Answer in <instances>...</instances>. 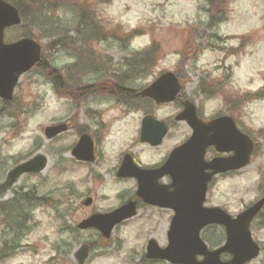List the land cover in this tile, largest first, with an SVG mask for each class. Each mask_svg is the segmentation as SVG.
<instances>
[{
    "label": "rangeland",
    "instance_id": "obj_1",
    "mask_svg": "<svg viewBox=\"0 0 264 264\" xmlns=\"http://www.w3.org/2000/svg\"><path fill=\"white\" fill-rule=\"evenodd\" d=\"M224 3L226 17L214 30L203 29L208 18L204 11L206 4L210 14L218 11L214 0H112L107 4L70 0L68 6L73 8L65 11L68 14L55 13L53 21L39 25V34L33 30L38 29L36 24L31 26L35 37L47 45L53 30L68 31V22L72 29L76 16L80 15L78 8L85 9L82 16L89 14L97 22L94 35L85 44L77 45L75 56L74 49L48 47L44 58L53 67L63 70L71 66L67 71H74L79 55L89 48L91 60L99 66H95L93 73L80 69L85 75L83 85L92 84L89 92L94 89L95 93L89 99L78 100L58 95L44 74L32 70L20 78L10 110L0 115V184L16 163L35 153L44 155L48 161L42 173L20 177L0 198L11 213L5 209L7 222H0V264H78L75 252L83 244L89 247L84 264H168L144 259L149 239L159 247L167 245L169 215L165 211L140 204L137 215L117 226L109 239L101 238L96 230L76 228L91 214L110 212L133 197V182L115 176L122 151L130 149L144 164L156 163L180 144L187 132L185 126L174 123L173 131L160 148L147 151L135 144L144 115L173 119L177 105L154 106L144 101L136 102L134 108L115 105L101 91L105 86L112 88L113 75L117 85L134 89L149 84L161 72L179 73L183 94L200 107L204 118L229 112L253 138L256 151L250 166L235 176L218 179L208 191V206L221 207L235 215L264 194V98L245 104L239 94L255 92L264 85V0H224ZM57 22L60 25H51ZM135 29L138 31L134 37L128 38ZM20 33L16 28L9 30L6 40L14 41ZM210 34H215L218 42L209 39ZM111 37L122 39L126 46L117 47ZM207 40L215 46L203 51ZM241 41L244 47L236 55L228 53L229 49L225 53L219 51L220 44L233 48ZM153 42L156 58L137 76L131 75L126 67L130 61L126 59H131L134 52L146 50ZM222 65L232 69L229 88L204 100L197 91L200 79L207 75L210 80L218 78ZM123 72L134 79L121 82L117 77ZM69 75L70 79L76 76ZM69 75L65 74L67 79ZM213 87L217 90V85ZM62 122L68 123V131L46 140L43 130ZM98 123L105 126L102 141H97L100 145L97 161L76 162L70 152L79 138L78 132L83 129L95 137ZM26 195L41 200L33 204ZM87 198L92 199L90 206L83 205ZM211 230L205 235L210 243H221V232ZM251 232L261 253L250 264H264V210L253 222Z\"/></svg>",
    "mask_w": 264,
    "mask_h": 264
},
{
    "label": "water",
    "instance_id": "obj_2",
    "mask_svg": "<svg viewBox=\"0 0 264 264\" xmlns=\"http://www.w3.org/2000/svg\"><path fill=\"white\" fill-rule=\"evenodd\" d=\"M19 23L17 10L0 0V99L5 101L11 100L18 77L31 69L40 59V46L30 39H22L11 44L3 43L4 30ZM178 90L176 78L168 73L162 75L140 95L149 97L156 103H170ZM177 118L185 120L190 125L193 135L184 145L172 151L160 170H139L133 166L130 159L125 158L117 173L119 178H136L138 181L136 195L145 204L171 209L174 212L167 236L168 246L160 249L154 241H149L146 258L167 260L173 264H223L219 262V255L227 252L233 256L232 261L227 264H244L254 259L259 249L252 242L248 227L264 205V198L234 220L218 208L203 207L207 183L214 175L239 170L248 164L253 151L251 140L238 132L230 118H220L208 124L198 122L191 105H185L184 111ZM157 125L159 124L150 122V118L144 119L142 142L153 146L160 143L164 132L157 133L160 135L155 134L154 129L161 127ZM65 130V125L49 127L45 130V135L51 139ZM209 146H213L219 153H232V156L204 163L203 156ZM72 154L80 161H92L90 139L83 136ZM45 167L46 159L38 155L10 171L8 183L12 184L23 174L39 173ZM166 174L172 179L171 193L155 184L158 178ZM90 202V199H87L85 205H89ZM135 212V203L128 202L107 215H93L80 223L78 228L93 227L108 238L116 224L134 216ZM211 224L225 227L227 241L222 249L210 253L199 234L205 226ZM86 254L87 247L83 246L76 254L79 264H83ZM196 256H203V261L197 262Z\"/></svg>",
    "mask_w": 264,
    "mask_h": 264
},
{
    "label": "trees",
    "instance_id": "obj_3",
    "mask_svg": "<svg viewBox=\"0 0 264 264\" xmlns=\"http://www.w3.org/2000/svg\"><path fill=\"white\" fill-rule=\"evenodd\" d=\"M5 1L13 4L18 9V11L20 13V17H21V28H22V34L21 35H22V37H30V38L35 37V35L33 34V31H32L33 28H31V26L36 24V27H38V29L34 28L33 30H35L37 33H39L41 31V29H40L41 26L39 27V25L49 24L51 22L52 18H55V13H57L58 11H60L62 9H64L65 11H69V10H71V8H73L72 6H68V3L70 2V0H5ZM72 1H74V0H72ZM97 1L100 4H106V3L111 2L112 0H97ZM214 1L218 7V11L216 12L215 15L210 14V16H209V20L206 23V25H207V27H210V28L212 26L219 25L223 21V19H225V15H226V5L224 3V0H223V2H221L222 0L221 1L220 0H214ZM210 4L212 6L214 4V2L211 1ZM78 9L80 10L79 11L80 15L78 14V16H77V23H76L77 28L75 27V30L78 32L79 27H81L80 31L78 32L79 35L83 39L91 38L94 35L92 26L97 25V22L89 14L82 16V15H84L83 11L85 9H83V8H78ZM37 19H39V22L37 21ZM51 25H60V24L57 22L54 24L52 23ZM90 27H91V29H90ZM65 34L67 35V33H60V32L58 33V32H55L53 30V35L50 38V44L48 45V47L50 49H53L55 45H57L58 43H61L62 40L67 39ZM145 56L147 57L148 55H145ZM39 68H40V70L42 69L45 73H48L50 70L49 68H47V69L44 68L42 66V64L39 65ZM115 96L118 99L123 100L125 102L134 100V95L131 93H128V92H125V93L122 92L121 94H115ZM242 97H243L242 100L245 102H252L255 100L262 99V98H264V88L261 89L260 91L256 92V93H254V94L243 95ZM6 187H7L6 185L1 187L0 194L3 193V190ZM26 196H28V198H30V200H28V201L33 202V204H35L34 202H38L41 200L40 198H37L35 196L33 198L30 195H26ZM44 200H45V198H44ZM5 209H6L5 204L1 203L0 204V216H2V218L0 219V222L3 224H6V222H7L6 220L8 217V214H4ZM7 212H9V211L7 210ZM24 220L26 221V219H24ZM18 227H19V229H21L20 225H18ZM23 227H22V229H23Z\"/></svg>",
    "mask_w": 264,
    "mask_h": 264
},
{
    "label": "flooded vegetation",
    "instance_id": "obj_4",
    "mask_svg": "<svg viewBox=\"0 0 264 264\" xmlns=\"http://www.w3.org/2000/svg\"><path fill=\"white\" fill-rule=\"evenodd\" d=\"M165 124L168 127V129L171 131L170 123L166 122ZM146 148L147 149H151L150 147H146ZM215 156H216V154H213V157H215ZM133 158H134V161L136 162V164L141 165V163L137 160V158L135 156ZM159 183H162V184H165V185H169L170 184V178L169 177H164V178H162L159 181ZM166 211L169 213V218H171L170 215H172V213L169 210H166Z\"/></svg>",
    "mask_w": 264,
    "mask_h": 264
}]
</instances>
